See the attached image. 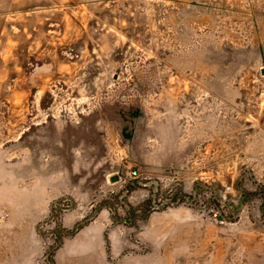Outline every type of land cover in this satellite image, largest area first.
<instances>
[{
	"label": "rangeland",
	"instance_id": "rangeland-1",
	"mask_svg": "<svg viewBox=\"0 0 264 264\" xmlns=\"http://www.w3.org/2000/svg\"><path fill=\"white\" fill-rule=\"evenodd\" d=\"M0 264H264V0H0Z\"/></svg>",
	"mask_w": 264,
	"mask_h": 264
},
{
	"label": "crops",
	"instance_id": "crops-1",
	"mask_svg": "<svg viewBox=\"0 0 264 264\" xmlns=\"http://www.w3.org/2000/svg\"><path fill=\"white\" fill-rule=\"evenodd\" d=\"M78 220V218H74V222H76ZM64 227H69L68 224L63 223ZM92 226H87L85 228H83L82 230H80L78 233H76L74 235V237L72 238V243H78L77 240L82 241V242H86V243H90L91 242V234H92ZM84 251V250H83Z\"/></svg>",
	"mask_w": 264,
	"mask_h": 264
},
{
	"label": "trees",
	"instance_id": "trees-1",
	"mask_svg": "<svg viewBox=\"0 0 264 264\" xmlns=\"http://www.w3.org/2000/svg\"><path fill=\"white\" fill-rule=\"evenodd\" d=\"M86 225V221H82V223H78L75 225V227L73 228V231L70 232L69 234H67V236H71V235H74L76 234L80 229H82L84 226ZM59 244V243H58ZM60 244H62L60 242Z\"/></svg>",
	"mask_w": 264,
	"mask_h": 264
},
{
	"label": "built area",
	"instance_id": "built-area-1",
	"mask_svg": "<svg viewBox=\"0 0 264 264\" xmlns=\"http://www.w3.org/2000/svg\"><path fill=\"white\" fill-rule=\"evenodd\" d=\"M127 177L129 179H136L137 178V171L136 170H129L127 173ZM122 183H124V180L122 181ZM229 189V188H227Z\"/></svg>",
	"mask_w": 264,
	"mask_h": 264
},
{
	"label": "water",
	"instance_id": "water-1",
	"mask_svg": "<svg viewBox=\"0 0 264 264\" xmlns=\"http://www.w3.org/2000/svg\"><path fill=\"white\" fill-rule=\"evenodd\" d=\"M115 180V179H114Z\"/></svg>",
	"mask_w": 264,
	"mask_h": 264
}]
</instances>
